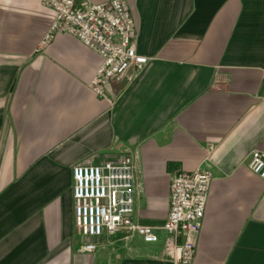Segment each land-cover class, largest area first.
I'll list each match as a JSON object with an SVG mask.
<instances>
[{"label": "crops", "instance_id": "obj_1", "mask_svg": "<svg viewBox=\"0 0 264 264\" xmlns=\"http://www.w3.org/2000/svg\"><path fill=\"white\" fill-rule=\"evenodd\" d=\"M138 54L133 83L90 84L101 57L77 39L44 40L42 0H0V264H172L163 226L172 179L213 177L193 264H264V0H127ZM107 4L109 0H77ZM128 156L135 215L94 254L75 238L72 170Z\"/></svg>", "mask_w": 264, "mask_h": 264}, {"label": "built area", "instance_id": "obj_2", "mask_svg": "<svg viewBox=\"0 0 264 264\" xmlns=\"http://www.w3.org/2000/svg\"><path fill=\"white\" fill-rule=\"evenodd\" d=\"M76 1L42 0L56 14L43 43L48 44L57 35H67L98 54L102 65L90 87L100 98H106L108 84L133 83L153 59L137 52L136 24L127 0L81 7ZM249 169L264 181L263 151L250 154ZM72 174L75 238L82 253L94 254L119 232L128 238H140L147 245L159 243L155 228L134 220V165L130 157L109 158L99 165L79 164ZM212 184L213 177L206 170L179 172L172 179L169 213L163 226L168 235L164 250L172 264H193Z\"/></svg>", "mask_w": 264, "mask_h": 264}]
</instances>
